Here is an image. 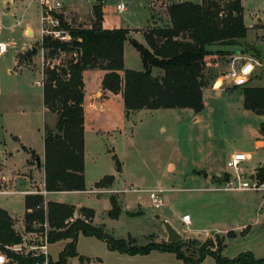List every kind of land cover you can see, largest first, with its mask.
I'll use <instances>...</instances> for the list:
<instances>
[{
    "label": "rangeland",
    "instance_id": "obj_1",
    "mask_svg": "<svg viewBox=\"0 0 264 264\" xmlns=\"http://www.w3.org/2000/svg\"><path fill=\"white\" fill-rule=\"evenodd\" d=\"M122 1L128 6L123 16L113 11L116 0H107L108 12L104 15L106 24L129 25L130 28H144L149 23L153 24L152 16L158 10L154 11L149 6L148 13H145L144 8L148 7L146 0ZM176 1H168L161 8ZM188 1L197 3L199 0ZM243 3L248 24L253 22L252 12L264 18V0H243ZM50 4H60L54 11L67 16L73 26H88L97 2L51 0ZM41 8L40 0H13L11 3L0 0V42L9 45L8 51L0 54V163L2 173L8 177H0V190H3L0 191V207L14 216V228L23 237L21 245L8 249L36 255L43 254L40 247L45 245L50 228L47 221L43 224L35 222L33 232L25 231L24 197L45 189L41 186L43 172L37 166V159L43 162L41 155L44 151L45 125L55 132L58 120L57 114L44 111L41 83L44 65L48 63L43 60ZM158 17L160 26L169 23L166 11H161ZM255 24L256 28L261 27V24ZM27 27L33 29V35L31 30L25 33ZM251 36L250 33L248 39ZM141 39L146 47L144 39ZM133 40L129 35L126 41L127 66L130 70L142 71L141 55ZM244 42L245 55L241 61H237V68L245 61L254 60L260 52L264 55V32H257L250 42ZM34 48L36 53H32ZM220 48L238 50L241 47H212L213 50ZM73 56L61 53L51 64L66 65ZM261 67L260 78L264 79V66ZM101 71L87 70L84 80L87 95L101 85ZM161 72L160 69L153 70L155 75ZM212 73L210 68L207 71L208 78L211 79ZM247 85L261 84L249 81ZM235 86L230 85L228 88L239 91L216 93L207 90L205 109L198 114L190 109H161L134 111L127 116L120 95L106 101L103 111L101 107L85 103L86 191L52 192L48 199L93 209L97 227H103L114 238L133 239L141 247L152 242L167 243V233L156 218L161 215L162 218L166 219L167 216L171 219L183 235L179 242L182 252L188 257L196 258L197 250L203 248L216 251L219 241L224 238L223 257L233 259L249 252L256 259H263L264 191H224L221 190V178L205 180L203 177L190 176L195 170L215 174L226 169L225 157L236 152L250 155L241 171L246 177L253 175L254 169L256 171L258 167H264L260 166L264 165V147H256L257 139L262 138L260 129L264 116L244 108L241 90ZM108 96L109 92L99 89L92 97V103H103L109 99ZM26 148L38 155L31 157ZM30 158L31 163H28ZM169 163L175 165V171L168 168ZM105 176H113L115 182L106 189H98L96 183ZM158 188L166 191L163 206L155 209L149 193ZM102 190L105 192L100 193ZM111 196L118 200L121 208L117 220L110 217ZM185 215L191 217V224L183 223ZM67 243L61 241L49 245L47 257L57 261ZM77 250L80 256L90 257L91 262L84 264H185L173 253L152 251L144 256H130L112 252L104 242L83 235L79 237ZM67 264L82 263L76 257L69 259ZM201 264L216 262L212 256H207Z\"/></svg>",
    "mask_w": 264,
    "mask_h": 264
},
{
    "label": "trees",
    "instance_id": "obj_2",
    "mask_svg": "<svg viewBox=\"0 0 264 264\" xmlns=\"http://www.w3.org/2000/svg\"><path fill=\"white\" fill-rule=\"evenodd\" d=\"M95 1L97 4L93 7L94 16L88 26H73L64 14L49 11L60 20L59 29L69 33L71 40L61 42L52 36H44L42 39L43 59L48 63L43 68L44 107L50 113L58 115L55 132L45 125L42 166L45 172V190L48 193L86 191V90L83 75L86 70L105 71L102 89L122 96L127 116L134 111L161 109H190L198 114L205 109L203 91L209 84L207 58L228 53L214 52L212 47L243 48V42L248 36L242 0L175 2L167 8L170 26L144 31L147 48L132 41L141 55L143 70L125 69L124 44L130 31L122 28L104 29L105 0ZM61 53L74 56L66 65H52V60ZM154 69L162 72L155 76ZM241 89L244 108L258 116H264V87L245 85ZM260 133L264 136V123ZM27 152L31 157L37 156L32 150L27 149ZM255 177L264 182V167L256 169ZM229 178V174H225L221 183H226ZM114 182L113 176H105L96 183V187L106 189ZM24 201L27 233L34 231L35 222L43 224L47 221L50 228L48 244L61 241L68 243L57 261L49 257L46 260L44 255L9 250L8 247L21 245L23 237L16 232L12 216L0 207V251L6 255L8 264H46V261L47 264H67L69 259L76 257L82 264L90 263V258L78 253L80 235L104 242L109 251L130 256H144L152 251H159L173 253L185 264H201L207 256H212L216 264H264V258L256 259L249 252L233 259L223 257L224 238L219 241L216 251L203 248L197 250L196 258H192L182 252L180 242H152L141 247L133 239L114 238L103 227L94 224L95 211L91 208L77 209L73 205L52 201L46 203L41 194L28 195ZM110 203V217L117 220L121 214L119 202L111 196Z\"/></svg>",
    "mask_w": 264,
    "mask_h": 264
},
{
    "label": "crops",
    "instance_id": "obj_3",
    "mask_svg": "<svg viewBox=\"0 0 264 264\" xmlns=\"http://www.w3.org/2000/svg\"><path fill=\"white\" fill-rule=\"evenodd\" d=\"M168 1H172V0H153V2L151 3L150 2V0H146V3L148 4V7L146 6L145 8H144V10H145V13H148L147 12V9L149 8V6H152L151 7V9L152 10H154V11H156V10H158V11H156L155 12V16H152V22H153V24H151V23H149L146 27H144V28H139V27H133V28H130L131 26H129V25H109V24H106V20H105V18H104V20H103V28L104 29H107V30H113V29H120V28H122V29H127V30H129L130 31V35L135 39V40H137L139 43H141V41H143L141 38H143L144 39V35H143V33H144V31H146L147 29H152V28H155V27H168V26H170V19H169V23L168 24H166L165 26H160L159 25V17H158V15L160 14V12L161 11H163L164 10V13H165V11H166V13H167V15H168V12H167V8H168V4L166 5L165 4V7L164 8H161V5L162 4H164V3H166V2H168ZM184 2V1H188V0H177L176 2ZM5 2H9V3H11V2H13V0H5ZM189 2H192V1H189ZM201 2V0H199L197 3H200ZM120 3H123V4H125L122 0H116V3L114 4V6H113V11H114V13L115 14H117V15H124L127 11H128V6H127V4H125L126 5V11L125 12H123V13H121V14H119L117 11H116V7H117V5L118 4H120ZM144 3H145V1H144ZM194 3V2H193ZM107 0H105V5H104V8H103V12H104V15H106L107 14V12H108V8H107ZM172 4V3H171ZM170 4V5H171ZM242 4H243V7H244V21H245V24H246V26L248 27V35L251 33L252 34V36L248 39V36H247V38H246V40L245 41H247V42H250L251 41V39H252V37L254 36V34L255 33H257V32H264V18L261 16V15H259L258 13H255V12H252L251 13V20H253V22H251V23H247V21H246V14H245V6H244V3H243V0H242ZM169 5V6H170ZM167 6V7H166ZM154 8H156V9H154ZM149 10V9H148ZM159 12V13H158ZM66 17V20L68 21L69 19H68V17L67 16H65ZM157 19H156V18ZM169 17V16H168ZM156 19V20H155ZM157 20H159V21H157ZM69 22V21H68ZM255 22L256 23H258V24H261L260 26V28H256L255 26H257L256 24H255ZM21 24V23H20ZM29 30H31L32 31V35H33V29L31 28V27H27L26 28V30H25V33L27 34L28 33V31ZM42 38V37H41ZM144 43L146 44V47H147V43H146V41H145V39H144ZM12 44H14V43H12ZM143 46H144V44L143 43H141ZM243 44L245 45V42H243ZM9 46V45H8ZM213 50V49H212ZM244 49L243 48H240V49H238V50H233V49H230V48H220V49H218V50H213L214 52H217V51H221V52H228L226 55H217V54H215V55H212V56H210V57H208L207 58V71H209V69L211 68V71L213 70V73L211 74V79L210 78H208V74H207V78H208V86L204 89V91H203V95H204V101H205V96H206V92H207V90H209V89H211V91H214V92H216V93H218V92H221V93H228L229 91H234V90H238V89H235V88H228V86H234V84H232L231 83V80H230V78H229V76H228V72L229 71H231L232 70V68H233V66H236L237 67V65H236V63H237V61L238 60H242L244 57V55H245V51H243ZM26 52V50L24 51V52H21L20 54H19V57H20V55H22V54H24ZM1 54V53H0ZM5 54V53H4ZM1 55H3V54H1ZM253 58V57H252ZM251 58V59H252ZM254 59V61L255 62H262L263 60H264V55H263V52L261 53H259L258 54V57H254L253 58ZM44 60V59H43ZM245 60H248V59H245ZM244 63V62H243ZM242 63V64H243ZM241 64V65H242ZM124 65H125V69H129V67L127 66V42L124 44ZM227 65V66H226ZM240 65V66H241ZM232 67V68H231ZM261 66H259L258 64H256L255 65V71L253 72V74H252V76H251V80H250V82L251 83H260L261 85H258V86H255V87H264V79H262V78H260V70H261ZM215 69V70H214ZM225 69H227V71H224ZM94 70H99V69H94ZM101 72H103V77H104V75H105V71H101ZM11 73H12V71H11ZM86 73H87V70L84 72V80H85V75H86ZM154 74V73H153ZM155 75V74H154ZM157 75H160V74H156L155 76H157ZM102 80H103V78H102ZM85 82V81H84ZM225 84V85H224ZM226 84L228 85V86H226ZM263 84V85H262ZM41 85H42V83H41ZM222 85H223V88H221L222 87ZM85 86H86V84H85ZM225 86V87H224ZM250 86H252V85H250ZM235 87H237V88H240V90H241V95L243 96V94H242V89H241V87L242 86H235ZM99 89H102V83H101V85L100 86H98L97 88H95V90L94 91H92L91 92V94H89V95H87V91H86V97H85V103H90V105L91 106H93V107H96V108H99V107H101L102 108V111L104 110V108H105V105L104 104H106V101H108V100H114V98H113V96L114 97H118L119 95H113L112 93H110L109 92V99H107V100H104L103 101V103L102 102H96V103H92V97L93 96H95L96 94H97V92H98V90ZM42 90H43V88H42ZM239 91V90H238ZM108 95V94H107ZM112 95V96H111ZM120 100H123V98H122V96L120 95V98H119ZM243 101H244V99H243ZM44 103V102H43ZM183 110H189V109H183ZM44 111H45V113H47V109L44 107ZM193 111V110H192ZM102 113H104V112H102ZM195 120H198V119H195ZM264 123V122H263ZM260 137H262V138H258L257 139V141H256V147L257 148H261V147H264V136H262L261 135V133H260ZM23 148H25L24 146H23ZM27 149V148H26ZM28 150H31V149H28ZM33 151V150H32ZM35 152V151H34ZM37 154V153H36ZM233 154V153H232ZM232 154H230V155H227L226 157H225V163H224V165H225V168L226 169H221V170H219V171H217V172H215V174L213 173V174H211V173H207L206 171H193V173H192V175H190L191 177H195V176H198V177H200V178H204L205 180H208V179H211V178H223L224 176H225V174H227L228 173V169H227V167H226V163H227V161H228V159L230 158V156L232 155ZM38 155V154H37ZM39 155H41V154H39ZM31 156V155H30ZM42 156V159H43V162H41V166H38V168L43 172V178L41 179L40 178V181H41V186H44V188H45V172H44V168H43V166H42V164L44 163V151H43V154L41 155ZM28 163H31V158H30V160L28 161ZM0 177L1 178H3V179H8V177H6L3 173H2V165H1V163H0ZM260 166H264V165H260ZM168 168L169 169H172V172L173 171H175V165L173 164V163H169L168 164ZM254 173H255V169H254ZM253 173V174H254ZM204 175V176H203ZM185 176L186 177H189V175L188 174H185ZM2 187V186H1ZM0 191H3V190H0ZM103 191V192H102ZM102 191H99L100 193H104L105 192V190H102ZM7 192V191H6ZM8 192H14V191H8ZM58 193H79V192H58ZM49 194L50 193H47V195L45 196V199H46V201L47 202H49V201H52V202H58V203H65V204H68L67 203V201H54V200H49L48 199V196H49ZM52 194V193H51ZM24 199H25V197H24ZM2 208V207H1ZM77 209H79V208H81V207H76ZM86 208H88V207H86ZM4 209V208H3ZM5 210H7V209H5ZM8 211V210H7ZM8 213L12 216V218L14 217L9 211H8ZM186 216V215H185ZM160 217H161V215H160ZM162 218V217H161ZM14 219V218H13ZM190 219H191V217H190ZM166 220H168L174 227H175V225L173 224V222L171 221V219H169L167 216H166ZM94 221H95V219H94ZM183 221V220H182ZM191 222H192V219H191V221H190V223H188V224H191ZM184 223V222H183ZM187 224V225H188ZM185 226V229H187V231H188V226ZM176 228V227H175ZM177 229V228H176ZM178 230V229H177ZM81 236V235H80ZM161 240V239H160ZM87 258H90V257H87Z\"/></svg>",
    "mask_w": 264,
    "mask_h": 264
},
{
    "label": "built area",
    "instance_id": "obj_4",
    "mask_svg": "<svg viewBox=\"0 0 264 264\" xmlns=\"http://www.w3.org/2000/svg\"><path fill=\"white\" fill-rule=\"evenodd\" d=\"M42 8H41V21H42V39L44 36H52L53 39L60 40L61 42L70 41L71 37L69 33L60 30V20L57 17L52 16L49 11L56 10L60 6L57 4L56 6H51V0H40ZM116 11L121 14L126 11V5L120 3L116 7ZM1 14V10H0ZM18 23L20 21L18 20ZM47 23H50V27H48ZM8 44L4 42H0V53L4 54L8 51ZM264 66L262 62H255L254 60L245 61L239 68L233 66L232 70L228 72V76L231 80V83L236 86H245L250 81L251 76L255 70V65ZM250 159V155L244 152H236L233 153L226 163V167L228 169V174L230 176L229 180L222 184L223 188L221 190L224 191H253V192H261L264 191V182H261L255 177V173L246 177L247 175H243L241 173L243 163ZM231 172H234L233 175ZM166 190L163 188L154 189L149 193V197L152 203V206L155 209H160L163 206V195ZM5 192H3L4 194ZM30 194V192H26ZM48 192L44 189V191H39L33 193V195L41 194L44 196L47 195ZM45 202L47 203L46 199ZM191 219L189 215L184 216L183 222L188 224ZM48 241L45 240V245H42L40 248L43 250V254L48 259ZM8 259L6 255L0 251V264H7ZM47 264V261H46Z\"/></svg>",
    "mask_w": 264,
    "mask_h": 264
},
{
    "label": "water",
    "instance_id": "obj_5",
    "mask_svg": "<svg viewBox=\"0 0 264 264\" xmlns=\"http://www.w3.org/2000/svg\"><path fill=\"white\" fill-rule=\"evenodd\" d=\"M32 53H36V49L32 50ZM78 57H80V51H77ZM38 166H41V159H37ZM161 221L165 232L167 233V243L179 242L183 239V235L165 218H161L159 215L156 216Z\"/></svg>",
    "mask_w": 264,
    "mask_h": 264
}]
</instances>
